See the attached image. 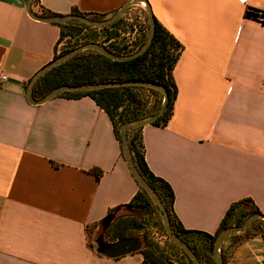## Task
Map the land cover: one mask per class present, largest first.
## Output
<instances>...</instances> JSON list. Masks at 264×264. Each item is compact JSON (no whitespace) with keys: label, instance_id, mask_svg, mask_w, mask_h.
Returning <instances> with one entry per match:
<instances>
[{"label":"crops","instance_id":"crops-1","mask_svg":"<svg viewBox=\"0 0 264 264\" xmlns=\"http://www.w3.org/2000/svg\"><path fill=\"white\" fill-rule=\"evenodd\" d=\"M128 1L39 0L32 11L110 18ZM146 1L183 48L168 126L142 130L146 162L171 186L181 225L214 236L234 204L249 201L264 215V25L250 18L264 0ZM26 2L0 0V264H144L140 253L108 259L92 249L90 231L139 186L95 101L29 102L27 85L62 42L60 27L33 20ZM227 241L226 264H264L261 235Z\"/></svg>","mask_w":264,"mask_h":264},{"label":"trees","instance_id":"trees-1","mask_svg":"<svg viewBox=\"0 0 264 264\" xmlns=\"http://www.w3.org/2000/svg\"><path fill=\"white\" fill-rule=\"evenodd\" d=\"M38 3L39 0H35L33 5H37ZM73 14L85 16L91 20H105L109 17L101 14L86 15L77 10H74ZM36 15L40 17L58 16L46 9L40 10ZM122 19L123 17L115 24L105 28L90 27L78 21L53 23L61 29L60 43H63L67 39L73 40L80 38L84 32L91 31V34H87L88 36L84 35L85 38L80 42L61 50L55 59L88 43L100 44L110 53L117 56H129L136 53L142 48L147 38L139 39L135 42L126 40V36L120 30H117L122 24ZM97 31L100 32V40L98 34L95 33ZM182 50L183 48L179 41L156 21V33L152 45L141 57L131 62H114L97 51H85L44 75L35 85L33 96L36 100H41L61 86L123 83L127 81L154 82L163 85L169 95L168 105L164 114L153 124V126L165 128L173 116L174 106L178 96L173 71L182 54ZM86 97L95 101L97 106L104 110L110 117L117 140L121 146V155L124 160L125 157L120 133L122 125L157 114L163 102V95L160 92L143 87H121L93 92H67L58 98L80 100ZM142 130L143 128L128 133V141L137 170L154 189L165 206L174 234L191 248L201 264L203 263L198 252L199 248L203 249V256H205L207 264H216L214 246L219 234L227 228L243 225L251 216L260 213L259 209L249 201L234 204L227 212L219 231L214 236L203 232L186 230L174 214L175 196L171 186L161 178L156 177L147 165ZM93 174H95L97 180H100L103 172L94 169ZM150 205L158 210L147 193L139 186L138 195L125 209L131 208L140 211L146 210ZM238 211L242 215L234 216ZM130 217L124 218L123 224H119L116 227L113 235L114 240L109 241L110 243L133 238V235H127L128 229L132 231L142 230L139 218L134 215ZM112 230L113 228L111 227L108 232ZM257 235H261L264 238V221L255 222L246 232L232 236L228 241L233 242L234 246L238 247ZM92 249L96 251L93 246ZM139 253L144 258V264H170L164 260L156 246L152 244L142 249ZM184 254L188 257L185 252ZM222 254L223 261L226 264L224 250H222ZM191 263L193 264L192 261Z\"/></svg>","mask_w":264,"mask_h":264},{"label":"water","instance_id":"water-1","mask_svg":"<svg viewBox=\"0 0 264 264\" xmlns=\"http://www.w3.org/2000/svg\"><path fill=\"white\" fill-rule=\"evenodd\" d=\"M34 1L35 0H27L26 2V11L33 20L44 22V23H65V22H71V21H78L82 24H85L87 26L94 27V28H105V27L115 24L125 15V13L132 6L136 4H142L146 7L149 24H150V30H149L148 38L140 50H138L136 53L129 55V56H117V55L110 53L106 48H104L100 44H97V43L84 44L68 52L67 54L53 60L52 62L44 66L39 72H37V74L31 79L28 85L27 98L32 105L39 106V105H44L48 103L49 101L67 92H72V93L74 92H93V91H98V90L121 88V87H143V88H147V89L160 92L163 95V102L157 114L151 117L145 118V119L131 121V122H128L122 125L120 129V133L122 137L124 157L137 184L147 193V195L149 196L153 204L157 206L159 210V214L162 218L164 229L168 237L170 238V240L188 255V257L191 259L193 264H201L198 257L194 254L191 248L174 234L173 229L171 227L170 218H169V215H168V212L165 206L163 205L157 193L149 185V183L143 178V176L139 173V171L137 170L135 166L134 159H133L132 152H131L130 145H129V141H128L129 132L145 128L146 126L153 125L164 114L167 108V105H168V101H169V95H168L166 88L163 85H160L154 82L127 81L123 83L117 82V83L91 84V85H81V86H61L53 90L52 92H50L47 96H45L41 100H36L33 96L35 85L44 75H46L48 72L52 71L53 69L66 63L70 59L76 57L77 55L85 51H89V50L97 51L114 62H131L141 57L142 55H144L151 47L152 42L155 37V33H156V20L153 16L149 3L146 0H129L112 17L107 18L105 20H91L85 16H80V15H75V14H71L67 16L40 17V16H37L32 11V5ZM126 210L130 214L137 216L139 218V214L135 210L131 208H126ZM120 211L121 210H116L115 213L109 215L102 222L103 234H101L99 238L96 240L97 254L105 258H108V259H119V258L128 256V255H131V254L139 253L142 250V242L139 237L122 239V240H118L112 243H109L106 241L105 233L110 229L112 223L114 222V220L117 217V214ZM257 221H264V215L261 213L254 214L243 225L238 226V227L227 228L219 234V236L216 239L215 246H214V256H215L216 264H225L223 261V254H222L224 243L227 240H229L232 236L239 235V234L246 232Z\"/></svg>","mask_w":264,"mask_h":264},{"label":"rangeland","instance_id":"rangeland-1","mask_svg":"<svg viewBox=\"0 0 264 264\" xmlns=\"http://www.w3.org/2000/svg\"><path fill=\"white\" fill-rule=\"evenodd\" d=\"M138 29V34L134 37H127L126 35L135 32ZM117 30H120L125 36L126 40L130 42H135L139 39L148 38L149 35V22L146 12H128L123 16L122 24L118 27ZM134 31V32H133ZM91 34V31H86L83 33L82 37L77 39H67L64 40L61 44V50H64L65 47L73 46L74 44L80 42L85 38L84 35ZM97 34V33H96ZM99 36V35H98ZM124 37V36H123ZM122 38V35H121ZM100 40V36H99ZM139 42V41H138ZM60 50V51H61ZM136 211V210H135ZM139 214V220L141 221L142 230L132 231L128 229L127 235H133L134 237H139L142 242V249L146 248L149 245H154L160 252V255L170 264H192L190 259L184 254V252L176 246L167 236V233L164 229L162 218L159 214V211L152 205H150L146 210L136 211ZM241 212H237L234 216H241ZM133 216L125 208H123L118 214L111 227L112 231L105 233V239L107 242L114 240V230L119 224H123L124 218H131ZM110 227V228H111ZM103 234L102 226L98 229L90 231L89 240L90 244L97 249L96 240L99 236ZM110 243V242H109ZM201 243V242H200ZM202 244V243H201ZM200 247V246H199ZM199 255L201 257L202 263L207 264L205 256H203V249L199 248Z\"/></svg>","mask_w":264,"mask_h":264},{"label":"built area","instance_id":"built-area-1","mask_svg":"<svg viewBox=\"0 0 264 264\" xmlns=\"http://www.w3.org/2000/svg\"><path fill=\"white\" fill-rule=\"evenodd\" d=\"M241 2L245 3L246 0H240ZM250 18L257 22L260 25H264V11H255L251 14ZM5 81H7V76L2 75L0 78V85H2Z\"/></svg>","mask_w":264,"mask_h":264}]
</instances>
